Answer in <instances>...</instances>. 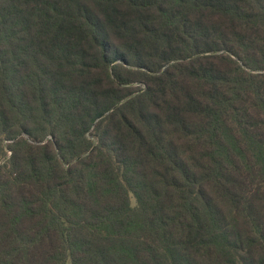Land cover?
<instances>
[{
    "label": "trees",
    "instance_id": "obj_1",
    "mask_svg": "<svg viewBox=\"0 0 264 264\" xmlns=\"http://www.w3.org/2000/svg\"><path fill=\"white\" fill-rule=\"evenodd\" d=\"M0 264H264V0H0Z\"/></svg>",
    "mask_w": 264,
    "mask_h": 264
}]
</instances>
